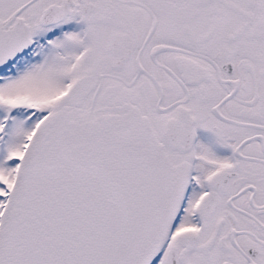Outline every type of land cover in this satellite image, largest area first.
Wrapping results in <instances>:
<instances>
[{"label":"snow or ice","instance_id":"1","mask_svg":"<svg viewBox=\"0 0 264 264\" xmlns=\"http://www.w3.org/2000/svg\"><path fill=\"white\" fill-rule=\"evenodd\" d=\"M0 264H264V0H0Z\"/></svg>","mask_w":264,"mask_h":264}]
</instances>
